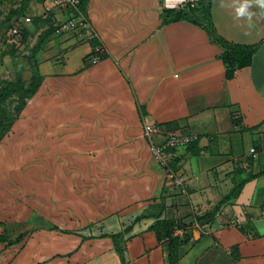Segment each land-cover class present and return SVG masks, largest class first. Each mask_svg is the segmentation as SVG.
Returning <instances> with one entry per match:
<instances>
[{"label": "crops", "instance_id": "crops-1", "mask_svg": "<svg viewBox=\"0 0 264 264\" xmlns=\"http://www.w3.org/2000/svg\"><path fill=\"white\" fill-rule=\"evenodd\" d=\"M231 2L172 16L165 0H80L97 41L54 33L71 10L35 6L47 14L44 80L14 130L44 182L27 211L0 213L28 217L23 264H264V22L249 30ZM96 44L107 54L94 65ZM226 45L255 46L251 66L228 76ZM146 123L159 142L198 137L172 165L186 194L152 160Z\"/></svg>", "mask_w": 264, "mask_h": 264}, {"label": "rangeland", "instance_id": "rangeland-1", "mask_svg": "<svg viewBox=\"0 0 264 264\" xmlns=\"http://www.w3.org/2000/svg\"><path fill=\"white\" fill-rule=\"evenodd\" d=\"M42 1L0 0V150L8 143L15 144L8 145L11 155L8 165L11 164L13 168L6 164V160L5 164L3 159L1 161L4 155L3 151L0 152V197L5 198L2 199L1 214L27 211L29 200L33 197L29 189L31 183L35 180L44 182L38 176L35 178V170L29 165V144L21 143V137L14 130L16 123L23 120L26 114L28 116L29 106L41 91L44 80L40 68L47 58L45 49L49 40L46 39L42 18H36L39 15L33 14L35 6ZM202 9L205 10L204 6ZM26 17H34L33 26L21 24ZM15 24L21 26L18 36L11 34ZM57 30L54 33L58 34ZM27 218L20 224L0 222L3 228L0 233V264H23L27 261ZM54 230H58V227ZM64 234L70 236L71 232Z\"/></svg>", "mask_w": 264, "mask_h": 264}, {"label": "built area", "instance_id": "built-area-1", "mask_svg": "<svg viewBox=\"0 0 264 264\" xmlns=\"http://www.w3.org/2000/svg\"><path fill=\"white\" fill-rule=\"evenodd\" d=\"M54 8L68 9L73 12V15L65 22L59 25L58 34L69 31L81 30L84 33L86 40L97 41L98 34L85 19L80 11V0H47ZM200 0H165V5L172 11H184L195 9L199 5ZM42 18H46L47 14H41ZM24 23L30 25L32 23L31 17L24 18ZM20 33L19 24H15L11 28V34L18 36ZM107 54V49L102 44H96L93 47L91 64H98ZM144 132L148 138V145L150 156L152 160L162 169H164L168 177L172 180L173 184L180 190L182 194H186L184 179L177 175L173 170L172 165L178 159L177 151L182 148H187L198 139L195 135H181L175 132L169 133L163 141L159 142L158 137L161 135L162 130L155 124L146 123L144 125ZM251 154L254 158L257 157L255 149H252ZM197 179V177H196ZM261 218L264 220V208L261 211ZM229 226L241 228L242 221L240 218H234L228 224Z\"/></svg>", "mask_w": 264, "mask_h": 264}, {"label": "clouds", "instance_id": "clouds-1", "mask_svg": "<svg viewBox=\"0 0 264 264\" xmlns=\"http://www.w3.org/2000/svg\"><path fill=\"white\" fill-rule=\"evenodd\" d=\"M224 6L223 0H221L220 7ZM230 7L234 11V19L245 21V26L249 30L264 22V0H232Z\"/></svg>", "mask_w": 264, "mask_h": 264}, {"label": "trees", "instance_id": "trees-1", "mask_svg": "<svg viewBox=\"0 0 264 264\" xmlns=\"http://www.w3.org/2000/svg\"><path fill=\"white\" fill-rule=\"evenodd\" d=\"M170 13L172 16L180 14H176V11ZM255 51V46L226 45L222 60L228 65V76H231L238 69L251 66Z\"/></svg>", "mask_w": 264, "mask_h": 264}]
</instances>
